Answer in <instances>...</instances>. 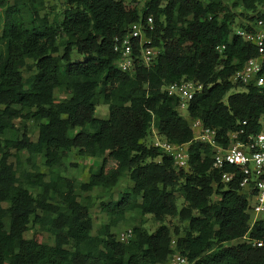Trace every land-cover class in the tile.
Here are the masks:
<instances>
[{
  "label": "trees",
  "instance_id": "16d2710c",
  "mask_svg": "<svg viewBox=\"0 0 264 264\" xmlns=\"http://www.w3.org/2000/svg\"><path fill=\"white\" fill-rule=\"evenodd\" d=\"M62 3L54 15L46 0H0V264H166L174 253L189 264H264V218L252 224L247 194L222 180L212 148L194 140L191 126L201 119L224 143L241 127L260 129L264 85L229 92L239 86L231 76L259 55L238 30L255 31L264 0ZM135 23L157 54L146 66L137 41L132 67L122 70L115 41ZM181 81L202 85L187 118L166 90ZM100 104L108 118L96 116ZM153 127L188 145L187 168L145 143ZM72 153L101 160L86 181L64 175ZM123 177L131 186L119 198L97 195L108 221L94 233L90 193L111 192ZM133 211L160 224L151 231L142 220L121 241L113 229Z\"/></svg>",
  "mask_w": 264,
  "mask_h": 264
},
{
  "label": "built area",
  "instance_id": "2783aa9c",
  "mask_svg": "<svg viewBox=\"0 0 264 264\" xmlns=\"http://www.w3.org/2000/svg\"><path fill=\"white\" fill-rule=\"evenodd\" d=\"M262 14L254 23V32L247 29H239L238 34L249 39L258 47L259 55L250 58L244 67L231 76L234 84L244 86L264 85V4L256 13ZM148 25L153 28V17L147 18ZM139 42L140 52L144 64L148 66L157 54V49L144 46L150 43L141 23L132 25L131 32L123 39L116 38L115 50L121 54L120 67L128 70L133 65L134 44ZM121 42V44H120ZM224 46L220 47L223 49ZM202 88L201 84L193 81H181L166 87L168 93L177 95L181 104L179 110L188 108L189 101L194 94ZM247 122L244 121L243 125ZM192 129L195 133L194 140L209 145L213 150L214 168L222 172V180L238 183L240 191L247 194L249 200V211L252 214V224L264 215V113L260 118V129L252 131L241 127L228 133L226 143L218 138L216 129L205 127L201 119H192ZM162 147L169 153L178 169L187 168L189 165V153L187 144H175L167 140L154 144ZM230 167V169H228ZM134 236L133 228H126L118 234L121 241H129ZM258 245H262L258 242ZM166 264H189L186 257L179 253L170 256Z\"/></svg>",
  "mask_w": 264,
  "mask_h": 264
},
{
  "label": "rangeland",
  "instance_id": "374dc122",
  "mask_svg": "<svg viewBox=\"0 0 264 264\" xmlns=\"http://www.w3.org/2000/svg\"><path fill=\"white\" fill-rule=\"evenodd\" d=\"M62 1L63 0H57V1L46 0V2L48 3V6L56 5V9L53 11L54 15L59 13V11L62 10L63 8ZM226 1L230 2L232 0H226ZM41 13L44 14V11H42ZM52 18L53 16L51 15V19ZM1 31H2V17H1V12H0V33ZM24 73H25V76L27 77L30 75L31 72L28 69H24ZM244 89H245L244 87H241L239 85L236 88L232 89L229 93L241 91ZM60 96H65V95H60ZM181 114L185 116L186 118L188 117V112L186 109H182ZM108 115H109V108L107 105L100 104L97 106L96 116L100 118H108ZM16 123L18 126L20 125L22 126V124L19 121H17ZM26 127L28 129V133L32 134L34 138H37V129L31 124V122H28L26 124ZM22 132H23V129H20V131L18 132V135L22 134ZM159 141H163V137H161L157 133V130L153 127L148 137L145 139V143L148 145L150 144L154 145L155 143H158ZM27 156L28 154L24 152L23 157L26 158ZM10 161L13 163H16L15 157L14 156L11 157ZM100 161H101L100 159H91L88 157L79 156V155H76L75 153H72L69 159L65 162V165L63 166V173L64 175L75 177L77 180L81 182L86 181L90 173L92 172V170H95L96 167L100 164ZM37 162L42 171L44 172L49 171V169L45 165H43L40 157ZM130 186H131V180L129 179V177H123L122 180L119 182V185L116 186L114 189H112L111 192L104 190L102 188H96L93 192L90 193L95 198L94 206L91 209V215L95 221L94 233L97 231V229L99 228L101 224L106 223L108 221L106 214L103 211H101L100 200L98 199L97 195L102 194L104 196V199L107 201L110 200L111 198L117 199L119 198L122 192L129 190ZM180 204H181V201H179V205ZM262 217L264 218V215ZM127 218H128L127 222H123L117 228L113 229V232L115 234H119L121 231H123L126 228H129V227L133 228L134 225L140 224L142 220L145 221V226L151 231L154 230L160 224L158 221H155L151 215H146L143 217L139 212H136V211L129 212ZM166 221L167 223H170V224L178 223L177 219L171 218V217L167 218ZM32 233H33V230H30L26 233V236L30 237L32 236ZM44 239L45 241L49 243L53 242V240L50 238L47 232H44ZM243 240H247V238H243ZM233 243H236V241H234Z\"/></svg>",
  "mask_w": 264,
  "mask_h": 264
}]
</instances>
